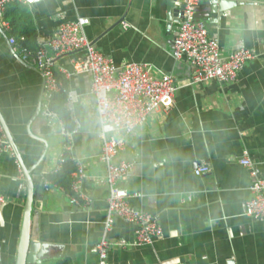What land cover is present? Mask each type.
I'll list each match as a JSON object with an SVG mask.
<instances>
[{"label": "crops", "instance_id": "0c3cea01", "mask_svg": "<svg viewBox=\"0 0 264 264\" xmlns=\"http://www.w3.org/2000/svg\"><path fill=\"white\" fill-rule=\"evenodd\" d=\"M181 1L43 0L27 9L37 45L54 36L59 25L77 23L117 68L144 63L156 79L177 78L169 114L153 116L143 130L129 135L124 152L114 158L132 165L118 186L141 194L131 204L157 216L163 234L151 245L136 247L133 226L114 219L105 264H264V221L245 214L250 180L239 162L246 154L264 176V0H201L195 10L210 37L220 40L222 57L237 44L255 53L239 70L236 83L225 85H192L188 61L174 60V36L166 30L177 27L173 14ZM11 49L0 36V114L26 168L45 149L36 138L47 143L31 175L36 192L54 171L65 137L46 114L42 73L18 62ZM82 55L62 56L57 64L70 70L69 59ZM68 86L81 96L76 129L67 138L73 159L87 174L83 192L88 202H72L71 186L69 192L49 185L43 195L34 193L28 238L38 254L35 264L98 263L95 247L108 188L99 162L90 76L73 77ZM16 163L14 154L0 155V195L5 199L0 206V264H15L20 245L27 189ZM202 164L208 173L196 176Z\"/></svg>", "mask_w": 264, "mask_h": 264}, {"label": "built area", "instance_id": "2783aa9c", "mask_svg": "<svg viewBox=\"0 0 264 264\" xmlns=\"http://www.w3.org/2000/svg\"><path fill=\"white\" fill-rule=\"evenodd\" d=\"M43 0H0V30H9L5 20V12L12 4L34 5ZM201 0H182L177 9V27L167 28L166 32L174 36L173 58L175 61L186 59L191 69L190 84L198 85L207 81H216L222 85L233 84L238 80V72L242 66L255 59V53L237 44L236 49L227 57L220 55V40L210 37L204 22L195 17V10ZM8 45L13 54L26 64L33 65L43 75L44 100L48 102L55 94L65 93L64 107L75 121V112L80 105L81 96L68 86L71 78L81 75L90 76L89 95L94 99L97 118L98 139L101 142L99 162L105 169V182L108 188L106 198L105 220L102 233L96 245L98 263L105 264L112 245L109 233L114 219L123 220L133 226L134 246L142 247L154 243L163 234L157 216L145 212L141 207L131 204V200L140 199L139 192H129L118 186L119 181L126 178L131 170L130 162L114 158L124 152L126 138L143 130L153 116H164L172 109L173 97L176 91L177 78L166 75L156 79L151 74L149 66L144 63H129L117 68L113 60L94 47L88 41L81 26L77 23H66L58 26L56 33L47 41L38 43L33 53L20 51L14 40L8 39ZM82 51L80 58L69 59L71 69L67 70L57 64L62 56ZM60 78L56 77V74ZM63 81L66 87L63 89ZM49 121L56 126L67 140L64 123L52 113ZM55 128V127H54ZM69 141V140H68ZM63 150L74 162V170L70 174L71 201L87 203L83 192V182L87 174L83 164L73 159L72 145L64 146ZM13 154L0 125V155ZM51 173L60 170V158ZM240 164L247 170L250 185L249 198L245 204V214L255 221H264V176L246 154L239 158ZM18 176L24 179L21 168L16 163ZM196 176L208 173V168L202 164L194 171ZM43 188L49 187L43 181ZM5 199L0 195V206ZM125 245H123L124 247Z\"/></svg>", "mask_w": 264, "mask_h": 264}, {"label": "trees", "instance_id": "16d2710c", "mask_svg": "<svg viewBox=\"0 0 264 264\" xmlns=\"http://www.w3.org/2000/svg\"><path fill=\"white\" fill-rule=\"evenodd\" d=\"M5 20L9 23V30L4 32L7 39H13L17 48L22 52L33 53L37 50L38 45L36 43L33 26L31 25V19L28 14L27 5L23 4H12L7 7L5 12ZM20 36L22 37L21 39ZM57 78L60 75L56 74ZM66 87V82L63 81V89ZM65 93L61 91L55 94L51 99L46 102V114H56L59 119L64 123V132L66 135L72 134L76 129V124L71 120L69 113L64 107L65 104ZM69 141L65 138L64 145H69ZM60 158V170L57 173H52L44 177V181L48 185L55 188H63L69 192L68 187L70 186L71 179L70 174L74 170V162L70 158V155L62 150Z\"/></svg>", "mask_w": 264, "mask_h": 264}, {"label": "water", "instance_id": "95a60500", "mask_svg": "<svg viewBox=\"0 0 264 264\" xmlns=\"http://www.w3.org/2000/svg\"><path fill=\"white\" fill-rule=\"evenodd\" d=\"M212 3L215 4V2H212ZM167 7L168 8L172 7L169 2H168ZM167 13H168V9H167ZM176 13H177V10H175V12L173 14L174 17H176ZM0 36L7 42V38L2 31H0ZM9 49H11L10 46H9ZM17 60H18V62L25 64V63L21 62L19 59H17ZM43 92H44V84H43V89H42L41 95H43ZM0 125L2 126V130L4 132V135L7 139V142L9 144L16 160H17V163L19 164V166L21 168V171H22V174H23L24 180H25L26 189H27V197H26V202H25V206H24V217H23V224H22V229H21L20 245H19V251H18V255H17L16 261H15V264H35V259L38 257V254H36V252H34L35 251L33 249L34 244L31 243L29 241V238H28V220H29V213L31 210V202H32V198H33L34 193H36L38 195L39 194L43 195L45 192V188H43L42 183H40V188L37 189L35 192L34 185H33V182L31 180V175L35 172V169L37 168L39 163L43 160V158L46 154V150H47V146H46L47 143L40 138H36V139L41 140L44 143L45 149L42 152V154L40 155L39 159L36 161V163L32 167L26 168L22 159H21V156L17 150L16 145L14 144V142L11 138V135L9 134V132H8L4 122H3L1 114H0Z\"/></svg>", "mask_w": 264, "mask_h": 264}]
</instances>
